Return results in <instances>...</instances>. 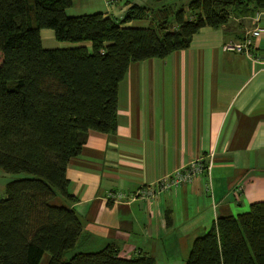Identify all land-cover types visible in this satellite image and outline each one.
<instances>
[{"label":"crops","instance_id":"0c3cea01","mask_svg":"<svg viewBox=\"0 0 264 264\" xmlns=\"http://www.w3.org/2000/svg\"><path fill=\"white\" fill-rule=\"evenodd\" d=\"M185 1L187 6L193 0ZM135 5L165 6L151 0H74L66 14L101 13L122 21ZM257 26L263 33L252 50L262 59L264 9L251 16L233 14L220 28H203L190 48L165 59L130 65L118 89L116 131H91L82 153L67 166L69 192L77 202L53 201L80 216L83 233L74 253L114 246L123 258L149 255L156 264H186L193 242L219 218L264 201V62L224 51ZM43 32L46 49L75 46L55 45L53 31L44 41ZM211 158L210 175L142 199L147 186L196 159ZM113 193L125 197L113 201ZM49 260L45 254L41 264Z\"/></svg>","mask_w":264,"mask_h":264},{"label":"trees","instance_id":"16d2710c","mask_svg":"<svg viewBox=\"0 0 264 264\" xmlns=\"http://www.w3.org/2000/svg\"><path fill=\"white\" fill-rule=\"evenodd\" d=\"M73 1L0 0V168L24 175L0 198V264H41L45 254L49 264H156L149 255L120 257L114 246L74 253L80 216L53 204L57 197L77 202L67 166L91 131H116L118 89L131 64L186 50L203 28L251 16L264 0H193L178 10L135 5L122 21L68 16ZM136 20L149 25L127 26ZM43 30L61 43L89 41L92 50L46 49ZM186 264H264V201L219 218L193 242Z\"/></svg>","mask_w":264,"mask_h":264},{"label":"built area","instance_id":"2783aa9c","mask_svg":"<svg viewBox=\"0 0 264 264\" xmlns=\"http://www.w3.org/2000/svg\"><path fill=\"white\" fill-rule=\"evenodd\" d=\"M257 21L260 20L257 15ZM263 33V28L257 26L253 30L246 33L242 40L227 43L224 46V51L235 52L248 57L250 60L264 62V58L260 59L259 56L253 54L254 41L259 38ZM213 167L212 158L209 162H205L203 159H196L192 161L186 168L178 170L173 175L168 176L157 182L147 186L142 192V199L150 201L158 195L169 192L178 188L180 185L192 182L196 176L210 175ZM122 194H111L110 199L116 201L124 198Z\"/></svg>","mask_w":264,"mask_h":264},{"label":"rangeland","instance_id":"374dc122","mask_svg":"<svg viewBox=\"0 0 264 264\" xmlns=\"http://www.w3.org/2000/svg\"><path fill=\"white\" fill-rule=\"evenodd\" d=\"M159 3H161V5H165L166 7H171L173 8L174 10H178V9H181L183 7H185L187 1L185 0H165L163 2H155L154 1V4L157 6V7H160ZM187 17H189V15H187ZM43 38H44V41H46V38H45V34L46 32H49L52 36H53V32L52 30H43ZM54 40V44L57 45L59 42L56 41L55 37L53 38ZM47 43V42H46ZM66 44H70V45H83V46H87L90 51L92 50L91 48V43L89 41L87 42H83V43H71V42H65ZM64 44V43H63ZM24 175H13V174H8L6 172H4L1 168H0V198L1 197H5V186L8 182L10 181H13V180H16L18 178H21L23 177ZM48 255V254H47ZM73 255V252L69 253L68 254V257L67 259H69L71 256Z\"/></svg>","mask_w":264,"mask_h":264}]
</instances>
